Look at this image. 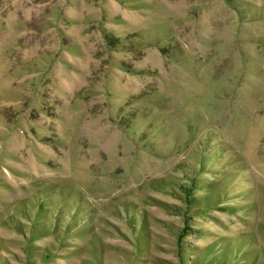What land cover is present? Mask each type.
<instances>
[{"label": "rangeland", "instance_id": "rangeland-1", "mask_svg": "<svg viewBox=\"0 0 264 264\" xmlns=\"http://www.w3.org/2000/svg\"><path fill=\"white\" fill-rule=\"evenodd\" d=\"M0 264H264V0H0Z\"/></svg>", "mask_w": 264, "mask_h": 264}]
</instances>
